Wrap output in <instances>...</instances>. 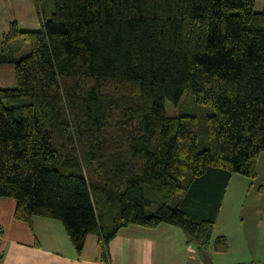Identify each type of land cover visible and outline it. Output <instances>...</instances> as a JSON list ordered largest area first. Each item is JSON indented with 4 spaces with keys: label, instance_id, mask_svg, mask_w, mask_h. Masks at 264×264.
<instances>
[{
    "label": "trees",
    "instance_id": "16d2710c",
    "mask_svg": "<svg viewBox=\"0 0 264 264\" xmlns=\"http://www.w3.org/2000/svg\"><path fill=\"white\" fill-rule=\"evenodd\" d=\"M33 2L40 27L0 41L15 82L0 89V199L18 221L60 222L77 253L96 236L105 263L122 228L168 225L211 264L231 177L253 180L264 153V4ZM184 98L191 113L167 117Z\"/></svg>",
    "mask_w": 264,
    "mask_h": 264
},
{
    "label": "crops",
    "instance_id": "0c3cea01",
    "mask_svg": "<svg viewBox=\"0 0 264 264\" xmlns=\"http://www.w3.org/2000/svg\"><path fill=\"white\" fill-rule=\"evenodd\" d=\"M32 4L35 10L33 0ZM263 4L264 0H255V11L260 12ZM4 7L0 8V41L11 23L20 30L26 28L9 13L12 0H6ZM36 17L31 29L40 27ZM8 68L1 65L0 71ZM245 180L232 176L225 190L224 197L231 196V205L223 211V197L212 239L224 237L227 251L216 253L210 246L206 254L211 264H264V153L257 159L254 180ZM242 204L247 206L244 211ZM14 209L13 200L0 199V264H195L193 247L183 232L172 226L122 228L109 243V261L105 263L96 236L88 235L77 253L60 222L33 217L27 224L14 218Z\"/></svg>",
    "mask_w": 264,
    "mask_h": 264
},
{
    "label": "rangeland",
    "instance_id": "374dc122",
    "mask_svg": "<svg viewBox=\"0 0 264 264\" xmlns=\"http://www.w3.org/2000/svg\"><path fill=\"white\" fill-rule=\"evenodd\" d=\"M6 2V0H4ZM3 0H0V8L5 9ZM10 8V6H9ZM12 9H10L9 13H11L15 18H18L21 22V27H26V28H21L23 31H31V30H37L39 27L35 29H31L35 25V22L37 20L35 10L32 4V0H12ZM3 11H0V13ZM30 52V46L28 44H23L22 47L20 48L19 52L15 55V58L17 60L27 56ZM15 88V82H14V74H13V68L10 65L8 69L0 71V89H12ZM104 88L106 91L115 93L117 91V87L112 85V84H107L104 83ZM132 97H135L132 95ZM194 108V104L187 98H184L180 105L178 106H173L169 102H165L164 105V110H165V115L167 117H176L180 113H186L189 114ZM114 130L112 131V133ZM111 133V134H112ZM246 179L243 178L239 175L233 176V179ZM254 180V179H253ZM238 180H235L234 186L238 185L237 184ZM247 183H251L252 180L246 179ZM231 196H225L224 197V209L223 211L226 212L227 208L231 205ZM262 202H264V197ZM233 204V203H232ZM240 205H236V207H239ZM262 206V205H261ZM264 206V205H263ZM245 208H247L246 204L241 205V209L244 211Z\"/></svg>",
    "mask_w": 264,
    "mask_h": 264
},
{
    "label": "built area",
    "instance_id": "2783aa9c",
    "mask_svg": "<svg viewBox=\"0 0 264 264\" xmlns=\"http://www.w3.org/2000/svg\"><path fill=\"white\" fill-rule=\"evenodd\" d=\"M192 247L191 246H189V249H191Z\"/></svg>",
    "mask_w": 264,
    "mask_h": 264
}]
</instances>
